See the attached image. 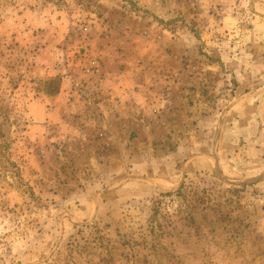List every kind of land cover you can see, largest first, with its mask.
Returning a JSON list of instances; mask_svg holds the SVG:
<instances>
[{"label":"rangeland","instance_id":"rangeland-1","mask_svg":"<svg viewBox=\"0 0 264 264\" xmlns=\"http://www.w3.org/2000/svg\"><path fill=\"white\" fill-rule=\"evenodd\" d=\"M0 264H264V0H0Z\"/></svg>","mask_w":264,"mask_h":264},{"label":"crops","instance_id":"crops-1","mask_svg":"<svg viewBox=\"0 0 264 264\" xmlns=\"http://www.w3.org/2000/svg\"><path fill=\"white\" fill-rule=\"evenodd\" d=\"M121 98L124 100L125 98L127 99V97L125 96H122L120 95ZM232 112H233V116H234V121H233V124H232V127L234 128L236 126V104L234 106H232ZM102 112V111H100ZM96 115H99L100 117V114H96ZM122 127V126H121ZM117 129H120V127L117 126ZM235 131V130H234ZM206 157L208 158L209 161H212V160H217L218 161V165L222 164L224 168V166H231L233 167L234 165L236 166V164H232L231 161H234L236 159H234V157H232V159H229V158H224L225 160H223L220 156V150L219 148H215L213 151H212V154H206Z\"/></svg>","mask_w":264,"mask_h":264}]
</instances>
